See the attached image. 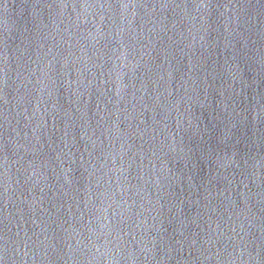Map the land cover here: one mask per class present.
I'll use <instances>...</instances> for the list:
<instances>
[{"label":"water","instance_id":"95a60500","mask_svg":"<svg viewBox=\"0 0 264 264\" xmlns=\"http://www.w3.org/2000/svg\"><path fill=\"white\" fill-rule=\"evenodd\" d=\"M0 264H264V0H0Z\"/></svg>","mask_w":264,"mask_h":264}]
</instances>
